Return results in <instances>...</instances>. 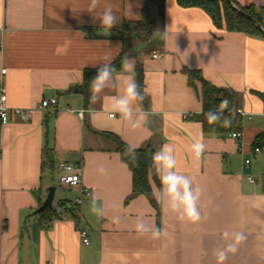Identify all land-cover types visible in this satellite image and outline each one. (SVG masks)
<instances>
[{
	"label": "crops",
	"instance_id": "1",
	"mask_svg": "<svg viewBox=\"0 0 264 264\" xmlns=\"http://www.w3.org/2000/svg\"><path fill=\"white\" fill-rule=\"evenodd\" d=\"M236 1L264 5V0ZM90 3L0 0V69L7 68L8 103L35 108L30 121L14 116L2 132L0 264H217V249L233 242L224 239L225 231L242 232L246 239L224 264H264V151L254 152L256 137L264 132V37L217 28L201 8L166 0L163 23L149 42L135 36L124 41L118 29L142 18L144 0H100V8L111 6L117 16L110 32L95 19ZM122 50L135 78L137 64L142 67L145 100L136 106L148 113V122L138 129L119 116L107 118L116 90L106 89L95 103L90 83L87 100L77 90L85 69L98 67L105 57L115 60ZM153 51L164 54L153 57ZM184 68L200 70L212 85L236 93L243 110L242 147L229 133L204 132L198 118L204 111L202 83H191ZM53 97L54 109L39 108ZM80 110L83 120L76 115ZM102 132L138 148L150 142L158 151L171 144L177 169L202 189L201 220L181 221L160 204L159 238L138 235L137 218L157 225L156 209L144 195L126 201L132 171ZM199 137L206 149L197 158L191 144ZM60 162L82 166V185L91 195L79 206L78 221L61 208L44 223L39 208L51 177L58 182L63 173ZM101 165L107 175L97 171ZM150 182L155 192L159 186ZM56 191L52 206L79 196L69 188L55 201ZM94 196L104 205V217L90 212ZM116 215L119 225L111 222ZM80 226L88 231V244L80 239Z\"/></svg>",
	"mask_w": 264,
	"mask_h": 264
},
{
	"label": "clouds",
	"instance_id": "2",
	"mask_svg": "<svg viewBox=\"0 0 264 264\" xmlns=\"http://www.w3.org/2000/svg\"><path fill=\"white\" fill-rule=\"evenodd\" d=\"M100 0H91L89 10L95 13V19H98L100 26L110 30L117 25V16L111 6L103 8L99 7ZM259 9L260 3L257 2ZM131 11V5L128 4ZM167 31L163 32L166 36ZM106 33V34H109ZM104 63L96 67V73L90 81V101L95 103L102 99L101 94L106 89L116 90L115 95L110 96V108L107 111V118L112 120L117 116L122 118L133 129L143 127L148 121V113L142 108L136 106V102H143L145 96L141 92L136 81L134 73V65L129 62V58L124 56L121 59L120 72L117 75L116 68L113 66V59L105 57ZM227 113V114H226ZM78 119H84V110H80L76 114ZM209 124L219 125L224 128L232 126V113L229 108L227 99L221 100L218 108L204 113ZM138 145L126 143L124 155L133 162L138 159ZM206 144L203 137L195 138L191 144V151L195 157L199 158L205 151ZM154 170L159 178V188L154 192L157 201L166 208L170 213L174 214L181 221L197 223L201 220V212L199 208V200L202 189L199 185L194 186L191 177L181 173L177 169V159L174 155V147L171 144H164L152 156ZM97 171L107 175V169L101 165ZM90 212L97 217H104L105 208L99 201L98 197H93L90 205ZM113 224L119 225L121 218L116 215L111 221ZM135 231L138 235H150L156 239L161 235V228L146 221L143 217H138L135 223ZM224 239L227 241L232 239V243L227 244L226 248H220L216 251L217 264H224L229 252L235 253L237 245L242 243L246 237L244 233H223Z\"/></svg>",
	"mask_w": 264,
	"mask_h": 264
},
{
	"label": "trees",
	"instance_id": "3",
	"mask_svg": "<svg viewBox=\"0 0 264 264\" xmlns=\"http://www.w3.org/2000/svg\"><path fill=\"white\" fill-rule=\"evenodd\" d=\"M182 7H199L204 10L211 18L213 24L217 28H225L228 31L242 32L247 35L264 37L263 32L257 28L248 18L236 12L233 7L224 0H176ZM234 1L244 12L251 15L257 22L264 28V5H260L259 9L256 4L242 5L236 0ZM165 3L166 0H144L141 8L142 18L140 20H128L124 21L122 26L118 29L120 38L127 40L132 36H135L140 41L149 42L153 35V32L158 29L164 20L165 15ZM124 56H129L125 50L113 60V66L117 71L121 68V59ZM184 71L188 74L189 81L193 83L195 79H198L202 83L203 96H204V111L198 117L202 122L203 130L206 133L213 134H225L233 131H242V117L240 114L233 112L236 110L237 99L236 93L227 90L225 88H219L212 85L210 82L204 79L200 70L184 68ZM96 73V68L85 69L84 81L81 86L77 88L82 92L84 98H89L88 85ZM142 67L138 63L136 66V81L142 92ZM143 93V92H142ZM227 99L229 101V108L232 113V126L228 128L221 127L219 125L209 124L205 118L204 113L215 110L218 108L221 100ZM145 100V99H144ZM143 100V101H144ZM227 114V113H226ZM101 135L112 144L115 151L120 154L121 159L128 165L132 171V192L126 198L129 201L135 196L144 195L150 201L152 206L156 209L157 226L160 227V215L161 205L154 196L150 179L159 186L160 181L155 173L154 165L152 162V156L155 153V147L148 142L143 147L138 148V159L133 162L124 155L126 143L113 132H102ZM264 146V132L258 134L254 142V147ZM49 157V155H48ZM44 162L45 164H50ZM51 162V161H50ZM51 165V164H50ZM69 201H60L63 205V209H70L74 216V219L78 221L77 214L73 209L67 205ZM69 210V211H70ZM40 219L42 222L48 221L51 217L58 216V211L55 206H49L39 211Z\"/></svg>",
	"mask_w": 264,
	"mask_h": 264
},
{
	"label": "built area",
	"instance_id": "4",
	"mask_svg": "<svg viewBox=\"0 0 264 264\" xmlns=\"http://www.w3.org/2000/svg\"><path fill=\"white\" fill-rule=\"evenodd\" d=\"M164 53L162 51H153V57L162 56ZM7 73V68L3 67L0 69V153L3 148L2 141V132L3 128L11 122L12 118L15 116L20 121L28 122L32 119L33 114L35 112V108L33 107H14L10 106L8 103V93L7 87L4 82V76ZM57 99L55 97L43 99L40 102L39 108L41 109H54L56 107ZM233 112L242 115L243 110L241 108H236ZM229 136L238 140L239 146L242 147L241 137L242 131H233L229 133ZM264 151V146H256L254 147L255 153H260ZM249 162V159L246 160ZM58 169L63 173L58 177V184L65 188H70L79 191V196H77L72 202H67L69 208L73 209L75 213L78 215V208L81 206L84 198L91 195V191L82 185V166L81 165H73L65 162H60L58 164ZM251 182H254L255 179L253 177H249ZM56 209L63 208V205L60 203L57 204ZM78 233L82 243L88 244L89 237L88 231L86 228L80 226L78 227Z\"/></svg>",
	"mask_w": 264,
	"mask_h": 264
},
{
	"label": "water",
	"instance_id": "5",
	"mask_svg": "<svg viewBox=\"0 0 264 264\" xmlns=\"http://www.w3.org/2000/svg\"><path fill=\"white\" fill-rule=\"evenodd\" d=\"M224 1L229 3L236 12H238L239 14L248 18L264 34V28L257 22L256 19H254L251 15H249L246 12H244L243 10H241V8L234 1H232V0H224ZM54 192H55V187L54 186L50 187L49 193H48L45 201L43 202V204L40 206L39 211L46 208V207L52 206V201L54 198Z\"/></svg>",
	"mask_w": 264,
	"mask_h": 264
},
{
	"label": "rangeland",
	"instance_id": "6",
	"mask_svg": "<svg viewBox=\"0 0 264 264\" xmlns=\"http://www.w3.org/2000/svg\"><path fill=\"white\" fill-rule=\"evenodd\" d=\"M51 181L53 182V184H51V185L57 188V191H56L57 194H56V197H55V201H57L59 199V197H62L64 195H66L67 193H69V188L68 189L67 188L64 189L63 187H61L58 184V182L56 181L55 176L51 177Z\"/></svg>",
	"mask_w": 264,
	"mask_h": 264
}]
</instances>
